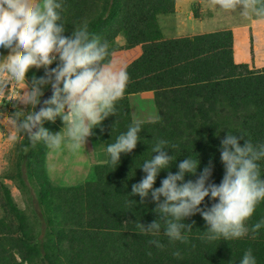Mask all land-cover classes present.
<instances>
[{"label": "trees", "instance_id": "1", "mask_svg": "<svg viewBox=\"0 0 264 264\" xmlns=\"http://www.w3.org/2000/svg\"><path fill=\"white\" fill-rule=\"evenodd\" d=\"M60 3L65 35L87 24L89 32L108 45L105 62L126 70L128 80L114 114L94 127L86 140L101 161L92 166L85 181L73 185L56 181L48 166L53 158L63 156L58 148L33 144L18 130L16 162L5 178L17 183L28 205L19 207L0 180V264H238L247 249L253 250L257 264H264V228L238 239L208 240L206 223L196 213L185 219L192 224L186 239L169 241L162 230L155 236L143 231L142 224L158 217L151 197L141 204L139 195L130 194L132 184L144 175L139 166L151 157L158 139L168 141L174 159L170 169L159 173L154 187L160 186L167 171H177L176 164L188 155L199 160V166L185 179L194 180L211 165L209 182L219 184L224 173L219 145L226 132L244 134L254 144L264 143V66L251 68L235 62L231 29L167 35L161 20L175 12L176 0ZM119 36L124 38L123 45L116 41ZM138 45H142L140 55L124 54ZM33 73L42 76L44 69L33 68L28 76ZM144 92L153 93V105L140 113L132 107L130 96ZM50 95L49 86L41 101ZM33 110L28 106L21 114ZM133 115L155 119L141 122V141L130 153L121 154L117 166L110 164L106 145L135 122ZM61 126L59 118L44 122L53 132ZM238 143L243 145L244 140ZM258 163L264 175V159ZM69 176L66 171L65 178ZM211 203L205 197L200 207ZM262 218L264 200L247 221L249 228ZM152 239H158L162 247L149 243Z\"/></svg>", "mask_w": 264, "mask_h": 264}, {"label": "clouds", "instance_id": "2", "mask_svg": "<svg viewBox=\"0 0 264 264\" xmlns=\"http://www.w3.org/2000/svg\"><path fill=\"white\" fill-rule=\"evenodd\" d=\"M214 2L224 10L239 7L242 16H247L252 7L249 0ZM61 8L60 0H0V50H7L6 55L0 51V77L3 83L25 84L23 103L34 108L26 115L13 112L11 120L17 129L33 144L42 142L51 148L66 144L75 153L85 145L94 127L114 114L128 74L105 62L108 45L90 33L87 24L73 27L71 34L65 35ZM137 47L142 45L133 49ZM234 60L238 63L235 54ZM33 68H43L44 75L33 73L29 77ZM49 86L51 95L41 101ZM37 105H40L38 110ZM57 118L62 121L59 131L44 127L45 121L55 122ZM141 122H133L114 142L106 145L110 164L117 166L121 154L130 153L141 141ZM238 140H244L243 145ZM219 150L224 168L219 184L209 182L211 165H206L194 180L185 179L186 174L194 175L199 166V160L188 155L176 164L177 171H167L160 186L154 187L159 173L170 169L174 156L167 140L158 139L153 144L151 157L139 166L144 175L132 184L130 192L131 196L139 195L141 204L149 196L155 203L158 217L147 225L142 224L144 232L155 236L162 230L169 241H183L192 228L185 219L196 213L206 223L204 231L208 240L238 239L250 231L258 234L264 228V218L251 228L247 224L257 204L264 200V175L258 163L264 159V143L254 144L244 134L226 132ZM205 197L212 201L211 206L201 208ZM149 243L162 247L158 239ZM238 264H257L253 250H245Z\"/></svg>", "mask_w": 264, "mask_h": 264}, {"label": "rangeland", "instance_id": "3", "mask_svg": "<svg viewBox=\"0 0 264 264\" xmlns=\"http://www.w3.org/2000/svg\"><path fill=\"white\" fill-rule=\"evenodd\" d=\"M176 9L177 12H174L175 15L174 13L170 14L167 19L163 18L161 20V23L167 35H172L175 33L179 34L182 27H184V23L186 25L183 30L184 34H197L201 32L214 31L219 27L221 22L230 23L231 21H235L236 19L239 21L245 19V16H241L240 12L236 10H224L220 8L214 2V0H180L177 2ZM194 11L197 12L194 13ZM192 12L196 17H201L202 19H204V21L202 22V27L199 20L192 17ZM238 25H240V23L231 26ZM167 26H174L175 29L169 31V28H167ZM117 40L119 43H124V40L121 37H119ZM237 49L239 51L241 50V47ZM260 50L262 51V55L264 56V47H260ZM0 51H2L5 55L7 54L6 49ZM252 61H254L256 66L264 64L255 62V53L253 54ZM248 64L250 65L251 63ZM251 65L255 67L254 64ZM12 87L15 88L13 92L11 90ZM25 89L26 85L23 83H3V78L0 77V180L6 186H8V188L11 190L15 202L19 207L23 209H25L28 205L26 194L21 192L17 188V183L15 181L5 178V175L13 169L16 162V146L18 144L20 136L18 135L17 127L12 123L11 117L13 115V112L15 111L23 113L27 110L28 106L23 103ZM139 96L141 97V95ZM142 98H145V96L143 95ZM134 104L139 109L145 108L143 101H137L134 102ZM148 107L149 106L146 105V108ZM154 119L155 117H144L143 121H151ZM13 136H15L16 138L12 139ZM91 151H93L92 154H90ZM103 151L104 150L101 149V151L99 152L102 153ZM77 152H80L81 154H76V152L73 153L66 144L60 146L58 148V153L63 156L58 155L53 158L54 162L56 163L55 165L52 162L53 159L51 160V165L48 166L50 176L52 175V177L56 179V181L62 183L66 182L70 185L85 181L86 178H88V174L92 166L98 161L100 162L101 160L98 153H96L97 150L93 148L92 144L89 141H85V145L82 146L81 149ZM85 158H89L90 161L87 162ZM56 167H59V173ZM66 171H68L71 175L68 177L69 180L65 178ZM72 179H74L73 183H71ZM1 214L2 210L0 208V216Z\"/></svg>", "mask_w": 264, "mask_h": 264}, {"label": "crops", "instance_id": "4", "mask_svg": "<svg viewBox=\"0 0 264 264\" xmlns=\"http://www.w3.org/2000/svg\"><path fill=\"white\" fill-rule=\"evenodd\" d=\"M249 2L251 3L252 7L248 10L249 12L248 15L247 16L244 15L245 19H243L242 21H239L236 19L235 21H231L230 23L221 22V24L219 25L218 28H216V30H221V29H226V28L232 29L233 34H234V54H235L236 61L238 63H247V64L251 63L255 65L254 61H252V57L254 53H255V62L264 63V60H261V59H264V56L262 55V51L260 50V47H264V0H249ZM235 10L241 12L239 7ZM191 15L193 18H197L199 20L201 27H202V22L204 21V19H202L201 17H196L193 12ZM237 23H240V25L231 26ZM226 26H231V27H226ZM185 27L186 25L184 23V27H182V29L180 30V33L179 34L175 33L172 35H176V36L195 35V34H184L183 30ZM167 28H169V31L175 29L174 26L172 27L167 26ZM209 32H212V31H209ZM201 33H206V32H201ZM201 33H197V34H201ZM239 47H241V50L238 51L237 48ZM141 52H142L141 48L137 47L133 49L132 51H128L127 53H124V54L140 55ZM263 66L264 64L260 66L255 65V67H263ZM251 67L253 66L251 65ZM152 94H153L152 92H144V93L137 94L134 96L131 95L130 103L132 104V107H135V109H137V112H140V113L142 110L149 109L150 106L153 105V95ZM139 95H141V97ZM143 95L145 96V98H142ZM137 101H143L145 108L144 109L141 108L139 110L134 104V102H137ZM146 105H148L149 107L146 108ZM132 112L134 114L135 110ZM142 114H143L142 116H144L146 115V112H143ZM143 118L144 117L136 118L133 115L134 121L141 122L143 121ZM88 138L89 137H87L86 140H89ZM79 153L80 152H76V154H79ZM85 159L87 160V162L90 161L89 158H85Z\"/></svg>", "mask_w": 264, "mask_h": 264}, {"label": "water", "instance_id": "5", "mask_svg": "<svg viewBox=\"0 0 264 264\" xmlns=\"http://www.w3.org/2000/svg\"><path fill=\"white\" fill-rule=\"evenodd\" d=\"M39 107H40V105H38V108H37L36 110H38V109H39Z\"/></svg>", "mask_w": 264, "mask_h": 264}]
</instances>
